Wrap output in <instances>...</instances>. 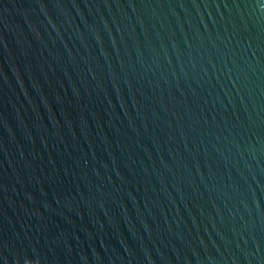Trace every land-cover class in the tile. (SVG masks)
<instances>
[{
  "label": "water",
  "instance_id": "obj_1",
  "mask_svg": "<svg viewBox=\"0 0 264 264\" xmlns=\"http://www.w3.org/2000/svg\"><path fill=\"white\" fill-rule=\"evenodd\" d=\"M0 264H264V0H0Z\"/></svg>",
  "mask_w": 264,
  "mask_h": 264
}]
</instances>
